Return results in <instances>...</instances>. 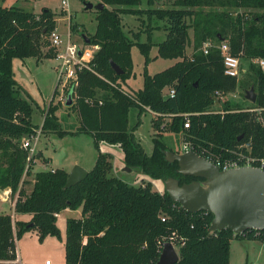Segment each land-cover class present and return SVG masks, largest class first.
<instances>
[{
  "label": "trees",
  "instance_id": "16d2710c",
  "mask_svg": "<svg viewBox=\"0 0 264 264\" xmlns=\"http://www.w3.org/2000/svg\"><path fill=\"white\" fill-rule=\"evenodd\" d=\"M4 0H0L3 2ZM96 27L88 34L89 43L99 45L89 68L78 72V85L68 88L67 95L78 113V131L93 136L97 155L84 179L64 188L68 172L62 168L35 167L37 155L27 161L28 148L20 145L25 134L36 128L31 121V105L19 96L20 85L14 78L12 59L30 56L54 57L53 48L44 37L55 28V13L43 7L39 13L17 5L0 4V189L9 188L14 202V217L0 212V264H18L14 239L36 228L39 240L46 236L60 238L57 214L64 209H79V217L67 218L64 239L65 264H152L160 253L163 238L175 235L178 261L175 264H229L232 239L257 240L264 245V229H247L233 233L229 229L209 231L212 214L188 212L172 200L163 189L152 188L151 181L134 184L113 173V157L102 152L101 142L118 145L123 163L137 169L149 179L177 178L179 183L201 180L177 172V162L164 158V131L180 133L199 155L228 157V151L249 142L251 154L264 157V72L252 61L264 58V0H174L168 8L145 10L151 18L164 22L165 39L153 44L137 43L144 62L154 56L174 59L168 68L142 76V86L128 91L124 88L132 74L130 50L135 43L123 28L120 14L140 15L139 0H99ZM192 17L187 23L186 18ZM70 32L79 33L77 24ZM188 28L193 31V51L184 54L190 42ZM137 34L135 33V36ZM82 39V38H81ZM206 40L215 44L226 41L232 54L239 57L237 77L224 73L220 50H202ZM117 64V74L111 66ZM242 74L241 78H238ZM253 88L254 102L245 97ZM173 89L172 96L165 91ZM242 89V100L226 96ZM221 100V112L210 108ZM132 107L139 112L151 111L153 129L152 152L146 154L128 126ZM259 108L260 111L248 109ZM56 105L45 111L41 130H60ZM189 115V127L183 126ZM198 113V115H195ZM176 152V151H175ZM179 152V151H178ZM30 185V190L25 185ZM19 215H27V221ZM161 242V243H160Z\"/></svg>",
  "mask_w": 264,
  "mask_h": 264
},
{
  "label": "rangeland",
  "instance_id": "374dc122",
  "mask_svg": "<svg viewBox=\"0 0 264 264\" xmlns=\"http://www.w3.org/2000/svg\"><path fill=\"white\" fill-rule=\"evenodd\" d=\"M69 12L60 9V0H4L0 2L2 5H17L25 10L39 13L43 7L50 8L55 15V27L62 34L63 38L70 36L75 42H82L81 35L92 34L96 27V9L85 8V3L90 2L96 4L99 0H67ZM174 0H139L138 8L143 12L140 15L120 14L124 31L132 37L134 44L131 47L130 54L132 59V74L127 79L124 88L128 91L136 90L142 86V76L144 70L149 74H153L168 68L175 60L154 56L157 48L152 45L149 50V58L144 62V56L141 54L137 43L148 42L151 40L153 44L161 42L165 39L164 22L154 17H149L145 10L149 8H168L171 7ZM192 21V17H187L186 22ZM77 24L79 33L69 32V25ZM135 33L137 34L135 36ZM190 42L187 44L184 54L189 57L193 51V31L188 28ZM47 41V36L44 37ZM49 43L43 52L50 49ZM57 60L55 57H39L34 56L20 59L14 57L12 59V71L14 78L20 85L19 96L25 99L32 108L31 121L38 126L34 132V138L29 141L37 151H41L42 157L48 161V164L38 163L36 157V169L62 168L69 172L71 168L77 164L86 170L93 167L97 155L94 138L91 134L78 131L80 120L77 110L71 105H66L68 85L64 86L62 81L58 79L55 66ZM241 68H246V63L240 61ZM242 74L238 78H241ZM242 89H237L234 93L228 94L226 97L234 101L242 100ZM224 100V99H223ZM221 102L215 103L210 111L221 109ZM50 105H56L55 114L58 118L60 130L66 133L59 134L55 131L41 130V124L45 116V111ZM153 113L149 110L139 112L137 107H132L128 113V126L133 129L136 139L140 142L146 154L152 152V138L156 131L153 129L152 118ZM26 136H22L20 145ZM162 139L167 147L173 151L182 152L183 138L180 133L172 131H164ZM99 148L102 152L110 153L113 157L114 164L113 173L120 177H124L127 182L134 184L140 183L142 179L150 180L152 188L157 191L164 189V183L160 179H149L137 169H131L127 172L126 166L123 164L122 151L119 146L101 142ZM121 151V152H120ZM120 152V153H119ZM42 166V167H41ZM125 168V173L123 171ZM27 191L30 185L24 186ZM5 190L10 192L9 188L0 189V211L12 212L8 207L17 197L9 196L5 198L7 203L2 200L1 196L5 195ZM4 198V197H3ZM13 199V200H12ZM79 210H62L56 220V225L60 230V238L55 236H46L43 240H39L36 228L25 231L19 239H14L15 250L17 252L13 262L18 264H45V260H49L50 264H65L64 262V239L66 219L79 217ZM11 214V213H10ZM20 220L27 221L29 216L19 215ZM16 256V254H15ZM229 264H264V245L257 240L232 239L230 241Z\"/></svg>",
  "mask_w": 264,
  "mask_h": 264
},
{
  "label": "water",
  "instance_id": "95a60500",
  "mask_svg": "<svg viewBox=\"0 0 264 264\" xmlns=\"http://www.w3.org/2000/svg\"><path fill=\"white\" fill-rule=\"evenodd\" d=\"M102 9L104 3H85V8ZM82 40L89 38L82 34ZM117 74L122 70L111 62ZM246 99L255 101L256 94L251 87L245 93ZM72 103L68 95L66 105ZM23 136H26L25 134ZM164 158L177 162V172L201 180L179 183L177 178L163 180L164 190L172 200L188 212L205 211L212 214L209 231L229 229L233 233H242L247 229H264V172L254 166L220 169L209 159L194 150L175 152L163 150ZM127 171L130 168H126ZM88 170L75 164L68 173L64 188L75 185L86 177ZM178 252L170 242H163L157 260L152 264H175Z\"/></svg>",
  "mask_w": 264,
  "mask_h": 264
},
{
  "label": "built area",
  "instance_id": "2783aa9c",
  "mask_svg": "<svg viewBox=\"0 0 264 264\" xmlns=\"http://www.w3.org/2000/svg\"><path fill=\"white\" fill-rule=\"evenodd\" d=\"M60 9L65 12H69L67 0H60ZM48 40L50 47H52L54 50V57L57 60L55 70L58 79L62 81V84L64 86L68 85L69 88L72 87V89H75L78 85V72L83 68H89V61L93 59L95 52L99 49V45L95 43H85L83 40L80 43L75 42L70 39V36L67 38H63L62 34L57 31L56 27L49 33ZM212 47H217L220 50L223 59L224 73L229 76L237 77L240 72V59L238 56L231 53L229 44L226 41L215 44L211 40H206L202 45V50L204 53H207L208 50ZM252 61L257 65V67H259L262 72H264L263 57H255ZM164 94L165 96H172L174 94V90L172 88L168 89ZM223 98L224 95H218L215 102L220 103ZM248 110L257 112L260 111L259 108H250ZM212 112L222 113V110L216 109ZM189 115L190 114L187 113L184 114L185 120L183 126L185 128L189 127ZM195 115H198V113H195ZM259 120L264 123V118L260 117ZM34 136L35 135L32 134L29 138H34L36 141L38 137ZM29 138H27L26 136V138L22 142V147L28 148L27 161H29L31 157L35 156V148L29 141ZM187 150L194 149L188 142L184 141L182 152ZM228 153V157H221L220 155H216L213 156V160H209L213 162V164L217 165L220 169L238 168L241 166H254L264 172V157H257L252 155L251 146L248 141L239 144L233 149H230ZM163 242H170L173 245L174 249L178 252L179 244L177 243L175 235L163 238L162 243ZM162 243L160 244L159 251H161ZM14 253L16 254L17 261V252L15 248ZM45 264H50L49 260H45Z\"/></svg>",
  "mask_w": 264,
  "mask_h": 264
},
{
  "label": "crops",
  "instance_id": "0c3cea01",
  "mask_svg": "<svg viewBox=\"0 0 264 264\" xmlns=\"http://www.w3.org/2000/svg\"><path fill=\"white\" fill-rule=\"evenodd\" d=\"M118 146V145H117ZM101 150V149H100ZM38 153L36 154L37 155V157H38V163H41V165H43V164H48V161L47 160H45L43 157H42V153H41V151H37ZM121 152V151H120ZM119 152V153H120ZM122 155V157H123V153L121 154ZM37 163V164H38ZM37 164H35V167H36V165ZM124 164V163H123ZM42 167V166H41ZM113 168H114V164H113ZM40 170L42 169V168H39ZM39 169H37V170H39ZM50 169H52V168H50ZM123 171L125 172V173H129V172H131L132 170L130 169L129 171H125V168H123ZM69 173V172H68ZM124 178V177H123ZM125 179V178H124ZM142 180H144V179H142ZM8 191H6L5 190V195L4 196H1V198L2 199H4V200H2L3 202L5 201H7L5 198H9V196H10V193H9V195H8V193H7ZM4 197V198H3ZM13 200V199H12ZM14 202H15V199L13 200V202H11L10 203V205H8V207L9 208H11V210H12V212H10L11 213V215H12V217H14V212H13V208H14ZM7 203V202H6ZM64 210H67V211H69L70 209H64ZM79 210V209H78ZM74 211H76V210H74ZM1 212V211H0ZM5 213H8V212H5ZM79 214H80V212H79ZM59 216V214H57V217Z\"/></svg>",
  "mask_w": 264,
  "mask_h": 264
},
{
  "label": "flooded vegetation",
  "instance_id": "af4514ba",
  "mask_svg": "<svg viewBox=\"0 0 264 264\" xmlns=\"http://www.w3.org/2000/svg\"><path fill=\"white\" fill-rule=\"evenodd\" d=\"M176 152H178V151H176ZM180 152V151H179Z\"/></svg>",
  "mask_w": 264,
  "mask_h": 264
}]
</instances>
